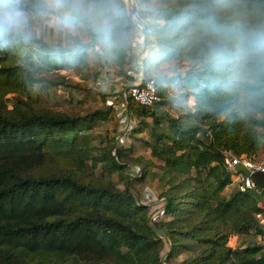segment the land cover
<instances>
[{"label": "trees", "instance_id": "16d2710c", "mask_svg": "<svg viewBox=\"0 0 264 264\" xmlns=\"http://www.w3.org/2000/svg\"><path fill=\"white\" fill-rule=\"evenodd\" d=\"M136 1L140 11L144 0ZM154 1L166 19L187 13L191 22L166 40L149 33L145 21L154 67L144 78L154 80L159 99L148 107L128 99L137 123L127 147L116 145L114 109L84 115L35 109L22 94L42 80L34 75L40 70L60 71L63 80L81 66L96 80L109 65L129 78L131 47L114 57L90 56L85 49L68 59L59 35L45 26L43 32L37 29L34 44L0 50V264H46L51 258L69 264H264V246L254 240L264 229L262 192L235 190L221 201L211 198L230 182L227 152L255 159L264 151V117L243 121L224 114L207 87L206 45L200 38L213 13L225 31L235 30L245 12L252 22L264 21V0H232L230 9L218 12L214 0ZM23 49L30 70L16 61L15 51ZM168 63L175 65L168 69L173 74L162 82L157 73ZM9 93L21 94L11 109ZM101 96L103 102L106 94ZM133 165L138 175L126 173ZM146 188L164 201L152 225L148 210L156 209L143 201ZM233 235L247 236V243L229 246Z\"/></svg>", "mask_w": 264, "mask_h": 264}, {"label": "clouds", "instance_id": "9594fccd", "mask_svg": "<svg viewBox=\"0 0 264 264\" xmlns=\"http://www.w3.org/2000/svg\"><path fill=\"white\" fill-rule=\"evenodd\" d=\"M214 3L217 12L232 7V0ZM249 15L240 14L237 28L225 31L214 23L213 13L200 37L206 45L203 63L208 69L209 91L225 115L234 113L243 121L264 117V21L252 22ZM165 17L166 13L155 9L154 0H144L135 15L121 6V0H0V50L34 44L37 27L43 31L47 26L59 35L68 59L85 49L90 56L114 57L143 44L145 21L151 24L149 33L166 40L184 32L191 22L187 13ZM174 67L163 65L157 76L163 82L173 74L168 69Z\"/></svg>", "mask_w": 264, "mask_h": 264}, {"label": "built area", "instance_id": "2783aa9c", "mask_svg": "<svg viewBox=\"0 0 264 264\" xmlns=\"http://www.w3.org/2000/svg\"><path fill=\"white\" fill-rule=\"evenodd\" d=\"M124 7H128L133 15L138 12V4L136 0H129L127 5L124 4ZM146 26V23H145ZM145 34V27H144ZM133 54L134 69L131 71L135 72V78L129 80L124 76H118L115 74L113 68L109 65H105L101 68L100 73L96 78V85L103 87L107 96L105 99V105L114 109L116 116L119 119V128L116 133V145L117 147H123L125 143H129V134L134 127L133 125L122 127V121L127 120L133 115L128 110V99L132 98L139 105L148 107L151 106L155 101L159 99V96L156 91L155 82L153 79L145 80V74L143 73V60L149 53L148 43L146 42V36L144 35V42L142 45L137 47H131ZM131 81V82H130ZM131 124V123H130ZM226 166L227 168H233L235 164L242 163L246 166L251 172H264V160L252 159L247 156L236 157L230 153L225 154ZM131 174L138 175L139 168L138 166H133L129 170ZM237 185L236 190L247 191L254 188H257L256 183L253 179L242 172L237 173ZM146 194L144 198L147 197L148 201L144 203L151 205L154 209L153 219L161 216L164 201L155 199L151 191L146 188ZM262 197L264 200V185L261 190ZM160 239L165 240V236L162 233H158Z\"/></svg>", "mask_w": 264, "mask_h": 264}, {"label": "rangeland", "instance_id": "374dc122", "mask_svg": "<svg viewBox=\"0 0 264 264\" xmlns=\"http://www.w3.org/2000/svg\"><path fill=\"white\" fill-rule=\"evenodd\" d=\"M157 4L158 2L154 1V6H156ZM37 29H40V27L38 26ZM39 32H43V31H39ZM23 52L24 49L15 51L16 61L20 65H23L27 70H30L32 68H30L27 62L22 59ZM84 72L85 71H81V66H78L77 68L74 69L72 74H66L63 80H58L61 79L60 71L52 70L50 72H44L40 70L34 75L40 77L42 80L37 81L29 88V90H26L22 94V98L28 101L31 100V104L35 109L46 108L53 111L65 112L72 115H84L92 112L97 108L105 107L106 97L104 96L103 102L101 100L102 99L101 93L104 92L106 94L105 90L103 89V87L96 85L95 78L94 77L92 78V71H88L85 73ZM43 80H46L47 83H44ZM54 80L56 82L62 81L63 83L57 84L56 87L51 85V83H48ZM19 95L21 94L9 93L5 96V100L8 105V108L11 109L13 107V102L15 101V98L18 97ZM97 127H99V129H103L105 128V125L103 122H98ZM89 135L91 136L93 145H96L95 136L93 135V133L89 132ZM90 153H91V157L95 156V152L93 149L90 151ZM258 154H262V155L261 156L256 155L255 156L256 158L258 157L259 159L264 158L263 150L259 151ZM133 166H130L129 169L126 171V173L130 174L129 170ZM254 176L260 182L264 180V175H262L261 173L255 174ZM93 177L95 178L100 177L99 167L95 169ZM144 194H146L145 190L143 192V197ZM144 199L148 201L147 197H145ZM148 216H150L149 224L151 225L154 224V222H156L159 218L156 217L153 219L154 216L153 209L148 210ZM246 237L244 236L243 240H245ZM257 242L259 241L257 240ZM261 242L264 244V238L261 239ZM160 256H163L162 252ZM33 262L34 264H44L40 260H34ZM45 263L69 264L70 260L64 259L58 261L56 259L51 258L48 259ZM164 264H169V262H164Z\"/></svg>", "mask_w": 264, "mask_h": 264}, {"label": "crops", "instance_id": "0c3cea01", "mask_svg": "<svg viewBox=\"0 0 264 264\" xmlns=\"http://www.w3.org/2000/svg\"><path fill=\"white\" fill-rule=\"evenodd\" d=\"M148 47L150 48V46H149V44H148ZM129 61H128V63H127V65H126V69H127V73H128V75H129V80H133L134 78H135V72L134 71H131V69H134V62H132L133 61V54H132V51H131V48H130V52H129ZM149 54V53H148ZM152 67H154V65H153V62L152 61H150L149 59H148V55L145 57V59L143 60V73L144 74H147V73H149L150 71H152L151 69H152ZM131 68V69H130ZM131 82V81H130ZM193 104V100L191 99V101H190V105H192ZM120 122V121H119ZM122 127L124 126L125 127V125H128V126H131V125H135L136 123H137V119H136V117L133 115L132 117H130L129 119H128V121L127 120H123L122 122ZM131 123V124H130ZM89 132H92L93 133V130H91V131H89ZM89 132H88V134H89ZM130 145V143H125L124 144V146L123 147H127V146H129ZM262 154H257V156H261ZM255 159H257V160H264V158L263 159H259V157L258 158H256L255 157ZM228 170L230 171V173H231V175H230V182L227 184V185H225V186H223V187H221V188H219L215 193H213L212 195H211V198L213 199V200H215V201H221V200H223V199H226L232 192H234L235 190H236V185H237V179H238V176H237V173L238 172H236L235 171V169H234V167L233 168H228ZM263 222H264V220L263 219H260L259 220V223L260 224H263ZM262 238H264V229H263V233L261 234V235H257L255 238H254V240L255 241H259V243H261L263 246H264V244L261 242V239ZM243 237L242 236H238V235H233V236H231L230 238H229V241H228V245L229 246H231V247H237L238 245H244V244H246L247 243V241L245 240L244 241V243L243 244H241L242 243V241H243ZM235 245H237V246H235ZM186 255L187 254H183V255H181V256H179V260H181V259H183V258H185L186 257Z\"/></svg>", "mask_w": 264, "mask_h": 264}, {"label": "water", "instance_id": "95a60500", "mask_svg": "<svg viewBox=\"0 0 264 264\" xmlns=\"http://www.w3.org/2000/svg\"><path fill=\"white\" fill-rule=\"evenodd\" d=\"M234 169L236 172H242L246 175H249L253 181L256 183L257 189L260 191L262 186L264 185V180L263 181H258V179L254 176L255 174L261 173L264 175V172H251L246 166H244L242 163H237L234 166Z\"/></svg>", "mask_w": 264, "mask_h": 264}]
</instances>
